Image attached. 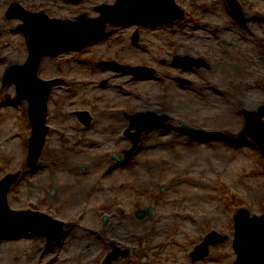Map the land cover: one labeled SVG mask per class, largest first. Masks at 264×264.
Segmentation results:
<instances>
[{"label": "rangeland", "instance_id": "rangeland-1", "mask_svg": "<svg viewBox=\"0 0 264 264\" xmlns=\"http://www.w3.org/2000/svg\"><path fill=\"white\" fill-rule=\"evenodd\" d=\"M13 2L74 20L98 17L96 7L116 0H0V179L21 172L10 207L54 216L65 230L52 243L31 234L0 238V264H103L113 244L129 250L114 264H234L235 215L242 208L264 214V154L251 138L239 137L242 111L264 106V0L244 1L247 15L262 24L255 35L244 28L245 39L237 31L240 42L182 30L178 22L118 21L81 51L45 57L39 77L62 82L47 104L51 133L34 168L27 166L29 103L4 81L7 70L29 55L22 19L6 16ZM176 56H189L194 67H176ZM107 63L155 72L139 76ZM217 90L225 96L219 98ZM150 106L168 117L151 130H167L170 139L143 133L127 159L134 146L125 133L127 115L152 112L143 109ZM76 112H90V125ZM212 231L226 240L194 261L191 254ZM73 236L97 246L70 255L63 242Z\"/></svg>", "mask_w": 264, "mask_h": 264}, {"label": "water", "instance_id": "water-1", "mask_svg": "<svg viewBox=\"0 0 264 264\" xmlns=\"http://www.w3.org/2000/svg\"><path fill=\"white\" fill-rule=\"evenodd\" d=\"M82 0H74L75 3ZM101 11L98 18H90L82 15L76 21L50 19L44 12L29 13L19 4H13L9 10V17H20L25 21L20 29L27 38L30 57L25 65L13 66L8 70L6 84L14 82L18 86L21 97L30 102V116L34 127L33 137L30 140L29 166H34L42 152L45 138L49 128L46 126L47 101L51 93V87L59 81L43 82L38 78V67L41 59L47 54H57L63 49H81L91 38L102 34L108 22L116 20L132 19L136 22L156 24L159 22H174L182 18L183 13L175 5L173 0H118L115 5H102L97 8ZM17 11V12H16ZM178 65L189 68L193 66L190 57H178ZM119 67V66H117ZM138 74L153 72L146 68H132ZM247 118V126L241 137H252L264 152V107L259 112H244ZM81 120L88 125L91 117L87 113H79ZM86 115V116H85ZM132 118V127L137 133L130 134L135 147L138 145L141 133L164 121L156 113L139 114ZM19 173L6 176L0 181V236L32 231L35 235L46 236L50 243L63 231L64 223L52 217L33 211L17 213L12 211L7 204V194L11 185L17 182ZM144 216V212L140 213ZM32 225H30V224ZM235 241L234 248L238 254L235 264H264V214L251 217L247 209H240L235 215ZM10 229L24 228L23 231L13 233ZM225 237L212 232L203 244L198 248L204 250L200 256H206L209 245H216L224 241ZM121 254L127 255L116 249L103 264H112Z\"/></svg>", "mask_w": 264, "mask_h": 264}, {"label": "flooded vegetation", "instance_id": "flooded-vegetation-1", "mask_svg": "<svg viewBox=\"0 0 264 264\" xmlns=\"http://www.w3.org/2000/svg\"><path fill=\"white\" fill-rule=\"evenodd\" d=\"M184 9V20L178 21L181 26L192 32L205 31L221 34L222 39L239 41L236 32L241 30L242 39L247 36L243 34L245 28L255 35L258 25L262 24L259 17L247 15L245 0H238L242 11L238 13L231 0H176ZM235 4V3H234ZM228 35V36H227ZM231 35V36H230Z\"/></svg>", "mask_w": 264, "mask_h": 264}, {"label": "bare ground", "instance_id": "bare-ground-1", "mask_svg": "<svg viewBox=\"0 0 264 264\" xmlns=\"http://www.w3.org/2000/svg\"><path fill=\"white\" fill-rule=\"evenodd\" d=\"M231 36V35H230ZM19 61H22L21 59H14V62H19ZM148 79V78H147ZM234 91H236V90H234ZM233 91H230L229 93L231 94ZM216 93H218V94H215V95H217V96H219V95H221L222 96V94H223V96L222 97H219V98H223L224 96H225V94L226 93H223L222 91H216ZM214 95V96H215ZM217 96H215V97H217ZM250 108V107H249ZM253 108H254V106H253ZM144 109V111L145 110H152V111H157L158 109L156 108V107H153V106H150V107H144L143 108ZM156 109V110H155ZM159 128H156V129H153V130H150V131H146L145 132V135L144 136H146L147 138L148 137H150V136H153V135H155V136H162V135H164V138L166 139V141H169V139H170V132H168L167 130H164V129H162V128H160V130L158 131V133H156L155 134V130L157 131ZM162 133H164V134H162ZM172 133V132H171ZM169 134V135H168ZM11 138H13V136H10L9 138H7V140L8 141H10V139ZM146 138V139H147ZM172 142V141H171ZM118 144H119V146H118ZM122 147H123V145H122ZM121 147V143L120 142H118L117 143V148H122ZM102 158H106V157H104V156H102ZM104 160H107V159H104ZM122 235L123 233H121V232H118V231H114V233H113V235ZM90 235V234H89ZM88 235V236H89ZM67 241V240H66ZM66 241L65 242H63L64 243V245H65V247H64V250L66 249V251L70 254V255H72V254H75L77 251H78V253H79V250L80 249H83V250H85L86 248H88V249H93V247L95 248L96 246H97V242H89V239H87V240H85L84 242H83V240L79 237V236H73V237H71L68 241H67V243H66ZM93 241V240H92ZM59 244H61L60 242H59Z\"/></svg>", "mask_w": 264, "mask_h": 264}]
</instances>
